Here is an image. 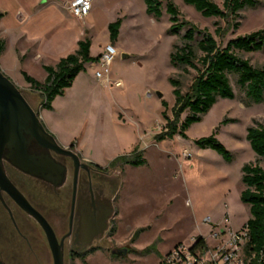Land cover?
<instances>
[{
	"label": "rangeland",
	"instance_id": "1",
	"mask_svg": "<svg viewBox=\"0 0 264 264\" xmlns=\"http://www.w3.org/2000/svg\"><path fill=\"white\" fill-rule=\"evenodd\" d=\"M72 1L0 0V13H4L1 30L6 27L11 35L0 39L6 43L0 67L41 110L42 97L27 86L23 71L44 81L38 57L48 60L71 51L67 57L75 49V39L78 43L84 36L91 38L92 56H101L113 44L109 25L121 20L115 45L118 55L108 74L113 84L96 77V72L103 70L100 61L88 64L64 95L55 97L53 109H46L54 111L52 125L58 136L52 135L68 148L73 145L76 150L78 145V153L90 163L107 168L132 155L143 161L140 166L126 165L124 173L119 167L109 170L114 180L111 205L117 214L113 220L116 233L109 232L106 245L126 248L125 254L102 250L79 264H160L176 246L190 247L194 237L202 234L212 241L211 225L205 219L211 217L222 226L227 212L233 229L240 230L251 216L249 206L241 201L243 168L251 163L264 168V158L256 155L248 140V129L255 122L264 124V101L255 103L233 84L235 97L219 99L185 131V136L178 132L156 140L167 126L166 117H175L171 79L181 76L186 93L197 75L192 69L179 71L172 63L173 48L180 37L171 32L174 22L167 3L176 5L183 21L213 34L219 42L217 28L229 31L225 45L230 39L264 29V0L241 12V26L236 31H231V20L206 17L183 0H163L159 17L148 12L145 0H93L90 19L85 23L67 8ZM214 1L223 7V0ZM17 49L23 51L22 58L16 55ZM241 55L255 67L264 66V51ZM118 80L121 87L115 86ZM148 92L153 94L150 99ZM187 115H181V122ZM211 136L231 152L230 160L215 149L197 145V140ZM184 150L192 158L184 157ZM39 235L42 241L40 231ZM26 258L24 264H53L46 250L38 258Z\"/></svg>",
	"mask_w": 264,
	"mask_h": 264
},
{
	"label": "trees",
	"instance_id": "2",
	"mask_svg": "<svg viewBox=\"0 0 264 264\" xmlns=\"http://www.w3.org/2000/svg\"><path fill=\"white\" fill-rule=\"evenodd\" d=\"M183 1L194 6L206 17L219 18L226 22L231 20V31H236L241 26V22L238 21L242 18L241 12L250 7L255 8L259 4L258 0H223L221 7L214 0ZM145 2L151 15L155 17L161 15L163 0H145ZM167 8L174 22L171 32L180 37V42L173 48L172 63L179 71L189 72L192 69L197 75L186 93L182 91L184 83L181 76L171 79L176 97L175 117L174 119L166 117L167 126L156 135V140L173 137L178 132L185 136V131L192 124L200 121L219 99L235 97L233 84L255 103L264 101V66L255 67L250 60L241 55V53L264 51V29L230 39L224 45L229 31L224 32L221 28H217L216 33L221 38L219 42L213 34L183 21L179 9L173 2L168 1ZM2 17L3 14L0 13V21ZM120 26L121 20L109 25L113 43L118 41ZM91 46V38L86 36L78 42L75 52L62 58L55 66H45L48 74L45 82L38 81L23 71L32 91L42 97V109H53L52 101L55 97L64 95L65 90L72 86L75 78L86 69L87 64L99 61L100 56L91 55ZM5 47V41L0 40V56ZM184 112H188V115L181 122V115ZM248 140L256 155L264 158V124L255 122V125L248 129ZM196 143L201 148L215 149L228 160L232 157L231 152L214 136L199 139ZM71 148L75 150L73 145ZM142 163V160L132 155L119 158L107 168L91 164L109 171L117 167L123 169L126 165L140 166ZM243 183L245 189L241 193V201L249 206L251 215L245 226L250 234L247 254L250 257L253 254L259 257L264 251V168L258 163L246 164L243 168ZM115 233L116 223L110 234ZM87 255L80 256L82 261ZM74 261L71 259L70 264H75Z\"/></svg>",
	"mask_w": 264,
	"mask_h": 264
},
{
	"label": "flooded vegetation",
	"instance_id": "3",
	"mask_svg": "<svg viewBox=\"0 0 264 264\" xmlns=\"http://www.w3.org/2000/svg\"><path fill=\"white\" fill-rule=\"evenodd\" d=\"M21 92L40 117V110ZM26 141L28 153L48 156L63 168V178L55 175L48 180L22 171L11 162L10 149H6L3 168L14 185L50 222L59 241L65 238V261L82 260L80 256L102 250L117 256L125 254L126 248L106 245V237L113 229L117 214L115 206H111L114 180L109 171L93 166L70 147L68 149L77 153L81 160L75 181L76 166L70 156L41 147L31 134H26ZM39 231L43 235L42 241ZM44 250L52 256L41 226L0 188V264H24L26 256L38 258Z\"/></svg>",
	"mask_w": 264,
	"mask_h": 264
},
{
	"label": "water",
	"instance_id": "4",
	"mask_svg": "<svg viewBox=\"0 0 264 264\" xmlns=\"http://www.w3.org/2000/svg\"><path fill=\"white\" fill-rule=\"evenodd\" d=\"M158 95L162 97V94L158 93ZM26 134L35 137L41 147L70 156L75 162V181H77L81 165L80 156L61 145L46 129L41 122V116H37L19 87L0 68V188L41 226L51 249L54 264H66L63 251L65 238L59 241L50 222L14 185L3 168L6 149H10L11 162L22 171L48 180L55 175L63 178V168L56 165L48 156L28 153Z\"/></svg>",
	"mask_w": 264,
	"mask_h": 264
},
{
	"label": "built area",
	"instance_id": "5",
	"mask_svg": "<svg viewBox=\"0 0 264 264\" xmlns=\"http://www.w3.org/2000/svg\"><path fill=\"white\" fill-rule=\"evenodd\" d=\"M67 7L74 17L84 19L92 11L93 0H73ZM117 55L115 45L109 44L100 56L99 61L103 70H98L96 77L103 79L107 84H113L108 74L110 64ZM115 86L121 87L122 81H116ZM146 97L150 99L153 94L148 92ZM183 156L192 158L188 150H184ZM205 222L211 225L212 241L202 234L194 237L190 247L183 244L176 246L162 257L160 264H264V251L259 257L256 254L248 256L249 230L246 225L240 230L233 229L229 212L222 226L214 223L211 217H207Z\"/></svg>",
	"mask_w": 264,
	"mask_h": 264
},
{
	"label": "crops",
	"instance_id": "6",
	"mask_svg": "<svg viewBox=\"0 0 264 264\" xmlns=\"http://www.w3.org/2000/svg\"><path fill=\"white\" fill-rule=\"evenodd\" d=\"M66 6H68V4L66 5ZM68 8V7H67ZM92 10H93V8H92ZM91 13H92V11H91ZM91 13L86 17V18H84V23L85 22H87L88 21V19H90V16H91ZM2 14H4V13H2ZM22 19H25L26 18V15H24V16H22L21 17ZM1 23H3L4 24V20H2L1 21ZM2 28H1V25H0V39H2V37L4 36V34L5 35H7V36H11L10 35V32H9V30L10 29H8V28H4V31H2L1 30ZM3 34H2V33ZM86 36H84V37H81V39L80 40H82V39H84ZM7 40H8V38H7ZM11 39H9L8 41H10ZM77 40H78V38L77 39H75V49H74V51L73 52H75L76 50H77V48H78V43H77ZM79 40V41H80ZM78 41V42H79ZM117 43V42H116ZM116 43H113L114 45H116ZM8 46L9 45H7V48H8ZM70 50V49H69ZM72 50V49H71ZM23 51H20L19 49H17L16 50V55L18 56V57H20V58H22L23 57V55H24V53H22ZM68 52H71V51H67V53H66V51H65V53L63 52V53H61L60 55H55V56H53L52 58H49L48 60L47 59H44V60H42V58L41 57H38V59L41 61V68L44 70L43 71V75H44V77H45V79H44V81H42V82H45V80L47 79V76H48V74H47V72H46V70H45V66H55V65H57L58 63H59V61L62 59V58H64L67 54H68ZM72 52V53H73ZM92 55V54H91ZM1 62V61H0ZM2 64V63H1ZM91 65H93L94 63H90ZM2 66H3V64H2ZM87 66H88V64L86 65V68H87ZM1 68V67H0ZM4 68V67H3ZM3 70V69H2ZM4 73H6L7 74V70L4 68ZM28 87L30 86L29 84L27 85ZM53 114H54V111H50V110H46V109H42V107H41V110H40V116H41V118H42V120H43V123L45 124V127L46 128H48L50 131V133L52 132L53 134H56L57 136H58V134H57V131H56V129L53 127V125H52V120H53ZM51 133V134H52ZM60 141H61V139H60ZM67 146V145H66ZM79 149V146L77 145V147H76V152L78 153V150ZM85 161H87V162H89L90 163V161H88L87 159H84ZM127 166H125L122 170H123V173L126 171V168ZM117 211V210H116ZM52 260H53V258H52ZM76 261H79V260H76ZM75 261V264H79V263H82V260H80V262H76ZM53 264H54V261H53Z\"/></svg>",
	"mask_w": 264,
	"mask_h": 264
}]
</instances>
